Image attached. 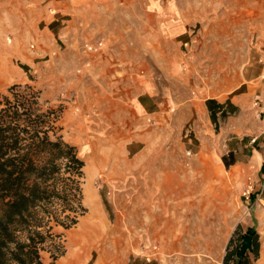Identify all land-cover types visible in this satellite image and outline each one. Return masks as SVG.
I'll return each mask as SVG.
<instances>
[{"label": "rangeland", "instance_id": "1", "mask_svg": "<svg viewBox=\"0 0 264 264\" xmlns=\"http://www.w3.org/2000/svg\"><path fill=\"white\" fill-rule=\"evenodd\" d=\"M49 1L25 4L24 0H0V66L4 72L0 90L12 84H29L40 91L45 106H60L59 133L76 146L85 163L82 202L86 212L75 226L55 229L61 233L64 246V256L60 257L78 253L77 264H217L218 259L222 264L226 252L237 244L239 248L242 236L251 229L247 224H252L253 210L264 208V203L257 207L262 176L254 181L256 170L248 165L252 168L245 171L242 166L240 176L238 169H222V183L216 178L209 180L213 205L223 204V228L212 227L220 218L216 210L204 214L190 206L195 200L191 191L180 197L172 193V197L159 198L158 192L152 191L153 182H127L119 176L107 180L105 168L98 171L91 165L93 155L97 152L105 157L110 152L106 143L112 145L121 129H128L117 125L116 119L112 124L111 114L94 109V91L97 86L95 92L104 95L110 88L109 78L116 80L111 90L122 89L124 94L147 80L163 91L160 98L168 107L169 85L180 101L191 98L195 103L202 102L200 92L213 96L231 92L240 83L247 85L246 80L262 67L264 0ZM64 18L67 21H58ZM99 61L109 63L106 69ZM173 65L179 72L176 80L168 75ZM109 70L114 76H106ZM254 102L250 100L245 106L240 119L233 114L236 109H229L219 121L207 120L199 113L194 122L179 117L174 109L162 116L163 124L152 117L145 120L160 131L157 141L166 144L173 170L181 164L185 173L199 175V167L191 165L192 159L201 158L208 160L209 170L216 173L213 159L245 160L249 149L259 139L263 141L264 128L258 125L264 123V114ZM118 126L117 134L114 130ZM195 143L207 145L200 157L194 154ZM249 181L253 189L247 204L242 193ZM89 188L106 231L100 237L88 238L85 244L71 242L69 232L91 214L86 198ZM174 204L177 207H170ZM236 217L244 223L243 227L239 224V234H233L232 229ZM257 233L260 249L264 213ZM41 256L43 264L61 260L59 257L51 263L48 251ZM249 259L250 264L256 260Z\"/></svg>", "mask_w": 264, "mask_h": 264}, {"label": "trees", "instance_id": "2", "mask_svg": "<svg viewBox=\"0 0 264 264\" xmlns=\"http://www.w3.org/2000/svg\"><path fill=\"white\" fill-rule=\"evenodd\" d=\"M60 113L29 84L0 90V264H43V251L53 263L64 254L55 229L75 226L86 212L85 163L59 133ZM246 232L252 234L250 251L239 259L237 244L222 264H250L249 256L258 257V233Z\"/></svg>", "mask_w": 264, "mask_h": 264}, {"label": "crops", "instance_id": "3", "mask_svg": "<svg viewBox=\"0 0 264 264\" xmlns=\"http://www.w3.org/2000/svg\"><path fill=\"white\" fill-rule=\"evenodd\" d=\"M32 2L33 0H24L23 3L27 4ZM48 2L50 1L48 0ZM58 21L65 22L67 21V18H64L63 20L58 19ZM74 22L75 19L73 24ZM46 27L48 30L49 24ZM62 30H64V27ZM100 62L101 61H99V63ZM101 63L100 66L103 69H106L107 65L109 64L107 61ZM96 65L97 63L93 64L94 67H96ZM174 66L175 65L170 67L168 70L170 80H176V78L179 77V72ZM0 69H2V67H0ZM263 72L264 70L261 67L254 76H251L246 80L248 83L247 85L243 86V83H240L235 89L228 93L221 91L218 92L217 95L207 96L202 95L200 92L198 97H202V102L197 103L193 102L194 100L191 98L185 101H180V99L177 98L176 91H174L171 85H169L167 86L168 89L166 90V93L169 94V100L167 103L170 104L168 107L164 100L160 98L161 92L163 91L157 89L147 80L142 81V86L132 91L136 93L126 92V94H124L125 91L122 89L112 91V87L116 83V80L114 81V79L109 78V81H107L106 77L105 80L110 86L106 92L109 93L105 92L106 95L104 93V96L102 93L100 94L95 92L97 91V86L95 87L94 94L96 97L93 99L95 105L94 109H101L106 113V115L111 114L112 124L116 119L119 122L117 125L120 127L126 126L128 130L121 129L119 138L117 137L116 140L112 141V145L106 143L105 148L106 150H110V152L107 151L105 157L103 155L105 158L104 161H101L103 158L102 155H99L97 152H95L91 161V165L98 171H100L102 168H105L107 171L105 178H107V180L111 178H117L116 176H119L120 179L127 182H132L133 180L138 182L144 181V183L153 182V189L155 190L152 191L158 192V195L156 196L159 198L172 197V193H175L174 195H178V197H180V195H183V193L187 192L189 194L191 191L192 194H195V200L189 202L190 206L196 208L198 211L200 210V212L204 214H208L212 210H216V212L220 213V218H218L217 221L213 223L212 227L223 228V204H221L220 207L213 205L214 200L212 199V196L214 192L213 190L210 191L207 189L208 182L209 180L216 178L220 179L222 183L224 181V177L220 173H222V169L224 170L226 168L232 170L238 169V175L240 176L239 169L243 166L246 168L245 171H247V167H249L248 165H253L254 170H256L254 176H252L254 181L260 177L259 174L262 176V179H264V137L263 141L259 139L255 146L249 149L250 153L246 156L248 158L245 160L228 162V165L226 166L224 164V157L219 156L218 158L213 159V163L216 167V170L214 171L216 173H212V171L209 170L208 160L201 158L192 159L191 166L199 167L197 170H195L196 172L200 171L201 174H191L185 173V169L181 166V164L177 165L175 170L172 169V165L174 163L172 161L173 159L169 157L170 153L167 151L168 148L166 147V144H164L163 141H157V136L159 135L160 131L157 130L156 127L148 125L145 119L152 117L154 119H158L163 124L162 116L167 114V110L170 111L174 109L175 113L179 117L184 116L190 118V120H193L194 122H196L199 113L204 115L207 120L215 118L219 121L221 116L229 113V109H232V111L233 109H236L233 111V114L235 117L240 119L239 117H241V111H243L245 106L250 103V100L257 101L259 103V109L261 110V113L264 114ZM111 73V70H109L105 74L109 77L114 76L111 75ZM197 105L200 106V109L197 107ZM119 126L118 129L116 128L114 130L117 134L119 132ZM258 126L260 129H262L264 128V123H259ZM242 138L243 137H240V139ZM257 146H260V148H257ZM206 147L207 145L204 143H195L194 147L192 148L195 149L194 154L200 157V153L206 149ZM94 149L97 150L98 148L94 147ZM98 163L100 166L97 165ZM108 170H110V173ZM196 183L200 184H197L198 186H196ZM196 187H200L201 190H195ZM219 193L220 192H218L217 189V199L219 196H221ZM257 201L259 202L257 207H262V204L264 203V197L259 198ZM95 202L94 208L100 212L101 210L96 199ZM183 204L185 203L180 205ZM160 206L161 202H159L157 207ZM170 207H177V204L171 205ZM263 209L264 208H255L252 212V224H247V226H252L251 228L257 232L259 231L260 219L264 213ZM261 210H263L262 214ZM238 224H240L242 227L244 226V223H242L240 218L236 217L232 224V229H234ZM89 229H91V231H89ZM102 231H106V226L103 220L101 222H97L96 225L89 227L82 235L80 242L82 241V244H85V242L88 241V238L100 237L105 234H103ZM94 232L99 233V236L98 234L95 235ZM84 238L87 240H84ZM260 238L261 243L259 256L252 264H264V238L263 236H260ZM61 257L60 259H62ZM58 260H56V262ZM220 260L221 259L217 260V264H221ZM75 264H77V261Z\"/></svg>", "mask_w": 264, "mask_h": 264}, {"label": "bare ground", "instance_id": "4", "mask_svg": "<svg viewBox=\"0 0 264 264\" xmlns=\"http://www.w3.org/2000/svg\"><path fill=\"white\" fill-rule=\"evenodd\" d=\"M1 67V66H0ZM4 75V72H2V69H0V76ZM87 202L91 206V214L90 216L82 218L80 224L77 226V228L73 229L69 232L68 237L71 242H80L82 235L86 232V230L89 227H92L93 225H96L97 222H101V218L98 216L99 211L94 208L95 202V196L89 188V190L86 193ZM91 231V229H89ZM95 235H97V232H94ZM79 254L78 253H72L69 256L63 257L61 260L58 261L57 264H75L78 259Z\"/></svg>", "mask_w": 264, "mask_h": 264}, {"label": "built area", "instance_id": "5", "mask_svg": "<svg viewBox=\"0 0 264 264\" xmlns=\"http://www.w3.org/2000/svg\"><path fill=\"white\" fill-rule=\"evenodd\" d=\"M91 48V47H90ZM259 63L262 65V68L264 70V54L259 58ZM263 76H264V72H263ZM259 103L257 101L254 102V105H258ZM252 189H253V184L251 181L247 182V185H246V188L244 189L243 193H242V196L245 200V202L247 204H249L250 200H251V192H252ZM264 193V180L262 181L261 183V186H260V190H259V193H258V198L257 200L261 197L260 195Z\"/></svg>", "mask_w": 264, "mask_h": 264}, {"label": "water", "instance_id": "6", "mask_svg": "<svg viewBox=\"0 0 264 264\" xmlns=\"http://www.w3.org/2000/svg\"><path fill=\"white\" fill-rule=\"evenodd\" d=\"M252 234L245 233L242 236V241L238 250V258L241 259L251 249Z\"/></svg>", "mask_w": 264, "mask_h": 264}]
</instances>
